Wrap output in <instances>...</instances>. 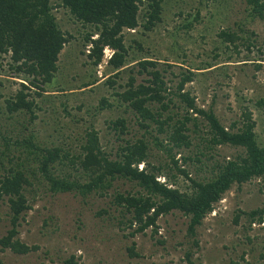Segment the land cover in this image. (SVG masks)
Wrapping results in <instances>:
<instances>
[{
  "label": "trees",
  "instance_id": "trees-1",
  "mask_svg": "<svg viewBox=\"0 0 264 264\" xmlns=\"http://www.w3.org/2000/svg\"><path fill=\"white\" fill-rule=\"evenodd\" d=\"M163 2L0 0V59L6 54L8 68L22 77L18 89L11 95L3 97L0 92V113L11 121L9 126H12L7 131L3 127L4 132L0 129V200L4 198L6 201L9 223L0 236V250L26 254L36 249L35 245L22 242L17 230L20 220L31 207L26 192L31 191L34 185L43 186L51 195L71 193L81 199L89 194L109 197L106 207L117 212L114 218L118 226L122 224L123 228H132L128 232L130 236L143 233L147 228L156 232L158 217L173 211L187 218L186 233L193 236L203 217L231 185L239 186L256 178L264 184V147L255 140L250 111L244 108L240 126L236 122L230 123L228 128L222 126L210 107L206 110L198 107L194 96L184 90V84L192 80L195 72L186 70L174 74L178 80L170 86L163 75L164 70L156 67V60L138 58L130 53L131 48L142 49L137 40L131 39L130 44H125V30L140 28L147 31L161 21ZM243 2L244 22L238 23L235 29L222 28L217 33L221 43L233 45L234 49L237 40L247 38L239 34L244 33L246 22L254 19L264 22V0ZM57 7L66 9L71 20L82 29H91L82 33V46L86 52L81 50V53L92 67L100 64L105 47L111 50L105 62L111 74L107 75L104 83L113 88L118 83L116 79L122 75L125 77L124 82L118 83L109 94L113 100L101 96L91 114L111 108H122L123 113L130 114L129 118L118 114L103 121L105 134L111 133L114 143L118 141L114 151L104 148L99 129L90 120L81 128L75 148L64 147V140H61L62 144H42L31 131L26 130L27 124L37 117L34 108L41 107L35 97H41L40 102L45 103L64 90L55 87L57 93L47 92L50 87L54 88L58 54L72 38L56 22L52 9ZM197 14L196 11L194 20ZM190 25L191 21L185 24ZM249 44L246 43L245 47L248 48ZM136 77L140 80L137 81ZM94 82L95 79L85 80L76 88H86ZM256 103L264 109L262 99ZM83 105L80 103L75 107L80 109ZM60 107L62 112L69 114L64 102ZM22 115H27V118L19 121ZM200 117L206 122L204 127L208 136H201L205 141L203 148L229 145L240 148L241 153L232 158L213 160L207 167L210 175L198 178L190 177L187 168L182 166L191 160L190 156H180L178 164L175 154L189 147L190 132L197 136ZM23 130L27 132L24 134ZM151 147L161 151L168 161L157 166L152 164L148 160ZM196 152L202 154L199 149ZM208 157L211 158L210 155ZM194 160L199 161V158L196 156ZM158 175L166 179L159 181ZM179 176L188 181L184 191L176 186ZM117 181L129 184L130 188L117 190L114 184ZM109 189H112L111 194H108ZM108 209L100 208L96 214L108 215ZM240 214L245 216L247 226L260 223L264 206ZM236 219L235 216L234 222ZM133 243L126 247L130 257L137 256ZM73 263V256L64 260V264Z\"/></svg>",
  "mask_w": 264,
  "mask_h": 264
},
{
  "label": "rangeland",
  "instance_id": "rangeland-1",
  "mask_svg": "<svg viewBox=\"0 0 264 264\" xmlns=\"http://www.w3.org/2000/svg\"><path fill=\"white\" fill-rule=\"evenodd\" d=\"M243 6V0H164L161 21L151 30H125L124 40L125 44H130L131 39L137 40L142 49L131 48L130 53L138 58L156 60V67L164 70L163 75L170 86L178 80L174 74L186 70L195 72L192 80L184 84V90L194 96L198 107L204 110L210 107L222 126L228 128L232 122L240 126L242 111L244 108L250 111L255 140L264 147V109L256 103L259 99L264 102V22L258 19L246 22L244 33L239 34L247 38L237 40L235 49L233 45L221 43L217 36L220 29H235L238 23L244 22ZM52 11L60 29L72 38L58 54L54 88L50 87L47 92L57 93L55 87L64 90L45 103L40 102L41 97H35L41 107L34 108L37 117L31 124L26 123V130L42 144H62L61 140H64V147L75 148L81 128L90 120L99 129L104 148L114 151L118 141L114 143L111 133L105 134L103 121L118 114L129 118L130 114L123 113L122 108L102 109L91 114L101 96L113 100L109 94L118 83L124 82L125 77L116 79L118 83L113 88L108 87L104 80L111 73L105 63L92 67L81 53L85 50L82 33L91 29H82L62 7ZM196 11L197 19L194 20ZM187 21H191L189 27L185 26ZM246 43H250L248 48ZM0 63V92L7 97L18 89L22 77L8 68L6 54ZM257 64L259 66L255 67ZM200 67L203 68L197 69ZM90 79H95L92 85L76 88L80 82ZM62 102L68 115L61 111ZM80 103L84 104L82 108H76ZM4 117L0 113L3 132L4 128L7 131L12 127L9 126L11 121ZM26 118L27 115H22L18 120ZM205 124L204 118L200 117L197 136L190 132L189 147L175 154L178 164L180 156H190L191 160L182 165L190 177L209 176L207 167L213 160L232 158L241 153L240 148L229 145L203 148L205 141L201 136L208 137ZM187 126L191 128L190 123ZM26 130H23L24 134ZM197 149L202 154L197 153ZM196 156L199 161L194 160ZM148 160L156 166L168 161L161 151L152 147ZM165 179L163 175L157 176L159 181ZM114 184L117 190L130 188L125 182ZM187 184L181 176L176 178V186L181 191L186 190ZM111 193L112 189H109L108 194ZM26 196L31 207L19 222L18 238L27 245H35L36 249L26 254L0 250V264H64L70 256H73V264H264V216L260 223L247 226L245 216L240 214L264 206V184L259 178L239 186L231 185L203 217L193 236L186 233L187 218L178 211L159 216L156 232L147 228L143 233L130 236L128 232L132 228L118 226L114 218L117 212L106 207L109 197L89 194L81 199L71 193L51 195L40 185H34ZM100 208L108 209L109 214H96ZM8 227L7 204L3 198L0 200V236ZM131 242H134L137 256L128 255L126 247Z\"/></svg>",
  "mask_w": 264,
  "mask_h": 264
},
{
  "label": "clouds",
  "instance_id": "clouds-1",
  "mask_svg": "<svg viewBox=\"0 0 264 264\" xmlns=\"http://www.w3.org/2000/svg\"><path fill=\"white\" fill-rule=\"evenodd\" d=\"M110 53H111V50L109 49V48H104L103 49V54H102V60H101V62H106V60H107V58L110 56ZM100 62V63H101Z\"/></svg>",
  "mask_w": 264,
  "mask_h": 264
}]
</instances>
